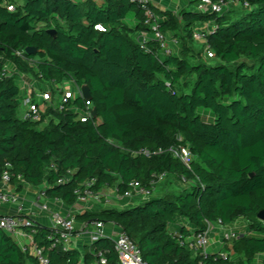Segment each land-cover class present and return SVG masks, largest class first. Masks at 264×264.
Returning <instances> with one entry per match:
<instances>
[{"label":"trees","instance_id":"obj_1","mask_svg":"<svg viewBox=\"0 0 264 264\" xmlns=\"http://www.w3.org/2000/svg\"><path fill=\"white\" fill-rule=\"evenodd\" d=\"M146 9L155 15L139 0H0V57L39 81L87 84L96 110L81 121L69 108L49 107L40 121H25L17 77L0 74V175L8 169L16 191L42 186L47 198L67 205L92 178L94 191L108 184L118 194L132 181L150 189L152 175L162 172L175 183L185 178L190 190L163 187L132 207L84 210L75 219L123 229L146 264H255L257 255L264 264V219L257 217L264 210V0H240L221 14L163 12L158 29L180 44L178 54L153 39L147 50L137 44L136 32L151 31ZM207 24L214 64L205 62L203 46L193 47L195 29ZM26 47L36 51L24 60L17 52ZM72 103L84 106L79 97ZM178 145L189 147V167L165 151ZM143 149L151 154H134ZM175 216L193 226L181 229L183 236L217 218L242 219L246 232L221 249L238 258L193 254L170 231ZM33 227L53 263L92 264L102 252L116 264L112 238H99L80 256L74 248L48 249L51 228ZM0 264L38 262L0 229Z\"/></svg>","mask_w":264,"mask_h":264},{"label":"built area","instance_id":"obj_2","mask_svg":"<svg viewBox=\"0 0 264 264\" xmlns=\"http://www.w3.org/2000/svg\"><path fill=\"white\" fill-rule=\"evenodd\" d=\"M142 3H147V0H139ZM203 9H206L208 12H214L217 14L223 13L231 4H240V0H196ZM7 9L9 11L14 10V5L7 4ZM244 8H248V4H243ZM146 23L150 24L151 31L136 32L134 38L137 44L143 49L147 50V43L150 39L156 40L165 53H171L170 47L168 45L167 38L165 34L159 31L158 29V19L150 9L145 11ZM98 29L102 27L96 26ZM213 29V26L207 29L197 28L194 31L193 38L194 40L201 41L203 46V56L206 59H211L214 57L212 50L210 49L209 44L206 41L205 36L210 33ZM25 50H18L17 54L20 55L24 60L26 58L23 56ZM30 62V60H27ZM8 61L0 57V74L2 76H16L18 79V84L21 92V118L25 121L37 122L42 118L43 113L47 111L50 107L52 109H66L69 108L73 112L77 113V119L85 121L87 118L91 117L90 109V100H84L80 90V86H77L72 80L73 90L65 89L63 85L59 83H51L52 88L57 89V94H54L50 87L45 90L40 89H27L23 91V74L14 70L10 67ZM12 65V64H11ZM54 95H57L54 97ZM81 98L84 101V106L80 107L73 104L72 102L76 98ZM55 100L57 102H55ZM164 150L159 149L152 153L163 152ZM165 151L171 153L174 158L179 159L186 166H190L193 155L188 146L178 145L171 146ZM134 154H144L149 156L151 152L149 150L143 149L135 152ZM50 168L55 169L53 164L50 165ZM168 174L166 172L158 173L152 175L151 178V188L145 189L141 186L139 182L132 181L129 183V188L122 194L117 193V188L113 187V194L104 193L102 190L94 191L92 186L95 183V178L89 179L81 184H79L75 190L74 194L76 196L75 202L72 204V208L78 213L85 210V206L90 201L102 202L107 205L111 203V200L115 197H134L140 196L148 198L156 190L157 185L162 182ZM11 179V174L8 169H4L0 175V183L9 184ZM66 179H60L59 182L65 181ZM181 184L186 185L188 181L185 178H181ZM106 188L111 187L106 184ZM104 187V188H105ZM40 198H45L44 191L40 190ZM59 200V199H55ZM0 204H16V213L14 215H2L0 214V229L5 231L11 237L21 233L24 237L30 238L29 246L25 244H20V248L24 251L27 248L30 250L31 254L36 258L38 264H70L67 263H53L48 258L46 254V249L43 246H39L33 239V233H35L34 224L35 222L26 215L25 207L20 203L19 197L15 192H6L0 189ZM37 207L39 208L40 213L47 214L51 221V231L46 235V240L48 241V249L61 247L62 250H67L70 248L69 240L72 237L73 232L75 231V215L68 214L62 215L57 211H51L47 203H38L36 202ZM91 229L86 230L90 237V243L95 242L101 237L105 236L103 229L105 223L102 221H91L87 224ZM86 228V227H85ZM237 228H240L237 230ZM246 223L236 220L232 223H224L220 218H217L214 221H208L206 223V229L199 232H190L188 235L183 236L181 231H173V235L179 238V242L182 245H185L193 254L195 255H206L207 245L209 243V233L215 229H219L222 242L224 244L230 243L233 239L241 235V232H246ZM113 240V248L117 253L116 264H146L140 254V251L134 241L130 239L127 233L119 228L117 234L114 237H109ZM224 246V245H223ZM222 249V248H221ZM219 253L223 257H227L231 252L221 251ZM216 253V252H215ZM92 264H107L106 257L102 252L97 254V259Z\"/></svg>","mask_w":264,"mask_h":264},{"label":"crops","instance_id":"obj_3","mask_svg":"<svg viewBox=\"0 0 264 264\" xmlns=\"http://www.w3.org/2000/svg\"><path fill=\"white\" fill-rule=\"evenodd\" d=\"M75 2H80L83 0H73ZM104 0H95L97 4H102ZM147 3L149 6L153 9L155 12V15L158 19V21H162L163 19V12H172L174 14H179L182 10L189 11V12H208L206 9H203L200 4L196 0H147ZM237 8V4H231L227 9L228 11L230 9L234 10ZM239 12H232V16H236ZM212 25L207 24L204 25L203 29L210 28ZM168 45H174L176 43V40L172 38L171 34H165ZM10 67L13 66L10 64ZM23 74L24 80H23V91L27 89H40L45 90L48 88L51 83L49 82H43L36 80L34 77H32L30 74L21 73ZM22 92V90H21ZM173 183L175 181L173 180ZM177 186V185H176ZM175 186V187H176ZM188 184L183 185V188L187 187ZM113 186L109 188H103L102 192L113 194ZM178 188V189H183ZM0 189L6 192H15L17 193V196L19 197L20 203L23 204L26 210V215L30 217L36 224H40L45 227L51 226L50 218L47 214H42L39 211V208L36 205V202L38 203H47L49 206V209L51 211H57L62 215H68V214H74L76 215L78 212L72 208V205H67L61 200H55L51 198H40L39 192L42 189V186H30L28 184L23 185L22 189L20 191L15 190V186L12 183L9 184H2L0 183ZM160 188H156V190L152 193V195L148 198L140 197V196H134V197H118L113 198L111 200L110 204H103L102 202H96V201H90L85 206V210L88 211H98L103 208L109 207V208H115V209H125L132 207L134 205H137L139 203H142L143 201L154 197L159 196L162 192H160ZM160 193V194H159ZM16 204H0V214L2 215H14L16 213ZM88 223L79 221L75 219V231L72 234V237L69 240V246L70 248H74L78 250L80 253V256L83 255L85 249H87L88 246H90V237L86 230L91 229L90 226H87ZM86 227V228H85ZM170 231H181V229L184 230H193V226L183 217L181 216H175L172 223L169 225ZM119 230V227L114 224H105V227L103 229V233L105 236L108 237H114ZM14 241L20 245L25 244L29 246L30 238L24 237L21 233L15 235L12 237ZM224 243L222 242L221 234L219 229H215L212 232L209 233V243L207 245L206 251L207 253H215L219 249L223 247ZM232 255V251H231ZM258 256V255H257ZM77 264H83L80 260Z\"/></svg>","mask_w":264,"mask_h":264},{"label":"rangeland","instance_id":"obj_4","mask_svg":"<svg viewBox=\"0 0 264 264\" xmlns=\"http://www.w3.org/2000/svg\"><path fill=\"white\" fill-rule=\"evenodd\" d=\"M173 38V37H172ZM193 47L194 49L197 51V50H202V42L201 41H197V40H194L193 39ZM170 50L172 53H175V54H178L180 52V44L176 41V43L174 45H170ZM206 63L208 64H214L215 63V59L214 58H211V59H204ZM249 63H251V61L249 60L248 61ZM60 85H63V87L67 90L71 89L73 90V83L71 82L70 79H66L62 82L59 83ZM50 89H52V91L54 92V94H57V89L56 88H52V85L49 86ZM57 95H54V97H56ZM55 102H57L55 100ZM21 115V110L19 108V111H18V116L20 117ZM45 125V123H42L41 126ZM167 184V185H166ZM177 185V186H176ZM171 187L172 189H178V188H183V185L181 183H173V180L172 178L170 177H166L162 182H160L156 188H160L161 187V190L160 192H163V187ZM176 186V187H175ZM187 189L190 190V187H186ZM170 190V189H169ZM181 190V189H180ZM160 194V193H159ZM240 222H243L242 219L239 220ZM240 228H237V230H239ZM232 258L234 260H236L238 257L236 255H232ZM262 261V256L261 255H258L256 256L255 258V264H260Z\"/></svg>","mask_w":264,"mask_h":264},{"label":"water","instance_id":"obj_5","mask_svg":"<svg viewBox=\"0 0 264 264\" xmlns=\"http://www.w3.org/2000/svg\"><path fill=\"white\" fill-rule=\"evenodd\" d=\"M47 32L50 33V34H55V30L54 29H48ZM35 51H36V49L33 48V47H26L25 48V52L27 54H33V53H35ZM80 90H81L82 97H83L84 100H91V94H90V90H89V87H88L87 84H82L80 86ZM90 113H91V117L94 118L96 116V110H95L94 107H91ZM257 217L260 220H263L264 219V210L260 211L258 213Z\"/></svg>","mask_w":264,"mask_h":264}]
</instances>
